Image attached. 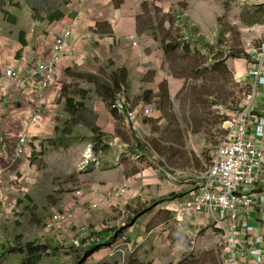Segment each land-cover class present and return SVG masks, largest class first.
<instances>
[{
  "label": "rangeland",
  "instance_id": "obj_1",
  "mask_svg": "<svg viewBox=\"0 0 264 264\" xmlns=\"http://www.w3.org/2000/svg\"><path fill=\"white\" fill-rule=\"evenodd\" d=\"M74 1L0 0V35L18 33L33 23L44 28L51 24L49 17L67 13ZM160 1L169 13L161 12L163 6L144 4L141 22L152 17L153 37L161 47L164 42L171 44L165 52L166 71L184 81L178 90H171L178 91L175 95L158 103L162 117L154 121L151 111L139 110L143 132L131 130L124 137L129 142L165 143L168 173L176 177L175 172H184L187 184L175 195L137 196L129 201L128 209L118 211V253H133L124 264H226L221 229L206 216L180 211L203 183L215 149L226 135L224 122L250 101L253 83L248 72L255 64L253 54L264 44V0ZM13 18L18 24H12ZM212 64H223L225 70L219 67L213 74L205 69ZM68 93L76 98L75 84ZM124 96L135 108L134 101ZM65 120L64 115L58 116L55 135L31 140L29 160L36 167L31 176L37 183H26L29 193L17 198L10 219L1 216L0 264H29L30 246L41 259L39 264H116L106 259L103 245L85 260L86 246L73 250L65 240L56 241L59 235L46 231L54 215L80 203L74 196L82 187L77 172L88 167L83 159L88 140L60 139L67 133ZM73 142L74 147L66 146ZM170 205L180 207L176 213L164 210Z\"/></svg>",
  "mask_w": 264,
  "mask_h": 264
},
{
  "label": "crops",
  "instance_id": "obj_2",
  "mask_svg": "<svg viewBox=\"0 0 264 264\" xmlns=\"http://www.w3.org/2000/svg\"><path fill=\"white\" fill-rule=\"evenodd\" d=\"M144 4L163 6L161 12L169 13L160 0H76L60 21L44 28L39 23H33L32 27L22 28L18 33L0 35V78L6 64L13 62L21 70V78L25 79L31 68L49 59L54 39L65 30H70L71 37L66 42V52L58 67L56 84L48 91L46 107L39 110L40 125L29 129V136L37 142L55 135L58 116L64 115L68 130L61 140L78 142L85 137L87 147L103 151L97 163H90L83 173L77 172L82 184L77 191L83 193V197L79 198L80 204L72 207L77 208V220L70 233L56 241L63 239L75 250L72 246L74 240L84 242L88 237L98 236L106 247V259L116 264L119 256L122 259L120 264H124L125 259L133 255L131 251L126 255L118 253V235H115L120 224L118 211L128 209L129 201L137 196L175 195L181 193L187 184L184 172H175L176 177L168 173L166 144L155 140L148 143L129 142L124 136L133 129L125 115L118 114L113 108L117 79L114 81L112 76L117 77L120 70L127 74L126 98L134 101L133 107L151 111L154 121L162 117L158 109L160 100H169L178 92L171 90H178L184 81L166 71L167 54L153 37L152 17L147 23L141 22ZM147 14L151 16L150 11ZM74 84L76 98L68 93ZM144 94L147 102L143 100ZM32 99L30 92L21 95L8 92V97L0 105V132L8 129L18 132L22 128L19 116L22 111L31 110L34 106ZM66 100L72 101L74 111H77L78 121L75 124L66 114ZM75 142L66 146L74 147ZM14 144V140L9 142L10 152ZM14 170L21 171L27 184L37 183L31 176L36 167L30 160H21ZM9 177L11 174H4L5 183L9 182ZM123 187L127 192L121 200L104 204L95 211L90 209L106 192ZM179 207L170 205L164 210L176 213ZM1 216L12 217L0 214V220ZM132 239L129 238L130 241ZM245 259L252 261L247 254Z\"/></svg>",
  "mask_w": 264,
  "mask_h": 264
},
{
  "label": "built area",
  "instance_id": "obj_3",
  "mask_svg": "<svg viewBox=\"0 0 264 264\" xmlns=\"http://www.w3.org/2000/svg\"><path fill=\"white\" fill-rule=\"evenodd\" d=\"M70 37V30L56 37L49 59L31 68L25 79L13 62L6 64L0 78V105L8 92L14 95L30 92L34 105L20 114L18 121L22 128L18 132L10 129L0 132V214L5 217L13 216L17 198L22 199L29 193L21 171L14 169L21 160L31 158L29 129L40 125L39 110L46 107L48 91L56 84L58 67ZM253 56L255 64L248 72L253 83L250 101L224 122L226 135L215 149L203 183L191 195V202L180 211L204 215L221 229L226 264H264V44ZM113 108L125 115L134 131L143 132L140 108L132 109L123 92L117 93ZM11 140L15 141L12 152ZM102 154L101 149L87 147L83 153L85 164L97 163ZM8 173L11 177L5 183L4 174ZM126 192L124 187L112 189L99 197L90 209L95 211L104 204L119 201ZM76 197L82 198L83 193L77 191ZM76 214L77 208H72L54 215L47 222L46 231L60 237L68 235L77 220ZM100 244L102 240L98 236L72 242L77 251ZM246 254L252 261L245 259Z\"/></svg>",
  "mask_w": 264,
  "mask_h": 264
},
{
  "label": "trees",
  "instance_id": "obj_4",
  "mask_svg": "<svg viewBox=\"0 0 264 264\" xmlns=\"http://www.w3.org/2000/svg\"><path fill=\"white\" fill-rule=\"evenodd\" d=\"M261 10H264V6L261 7ZM7 16L10 17V15L7 13ZM65 17L64 13H57L56 15H53L51 17H49V22L54 23L56 21H60ZM13 24H17L18 21L16 19H12ZM23 43V41H22ZM165 42L163 43V47L165 49V52L168 53L170 51L171 48V44H165ZM185 50L188 48L187 45L184 46ZM174 49V48H173ZM221 67L223 70H225V67L223 66V64H212L211 67L209 68H205L206 70H210V72H212L213 74L216 73L218 70V68ZM113 80L116 81L117 79V93L118 92H124L127 93L128 91V82H127V74L124 70H120L117 72V77L116 75L112 76ZM114 90H115V86H114ZM143 100L145 102H147V96L146 94L143 95ZM79 107V105H76ZM65 111L66 114L69 116L70 118V122L72 124H75L78 121V116L76 115L77 111H74V106H73V102L70 100H66L65 102ZM66 130H68V128L65 127ZM58 132V130H56ZM66 132V131H65ZM65 134V133H63ZM21 204V203H20ZM100 246H102V244L98 245V246H94V247H87L85 250V254H84V259L87 260L91 255H93L99 248ZM30 250V254L31 257L28 259V263L29 264H39L41 259L39 257H36L35 253L36 250L34 249L33 246L29 247Z\"/></svg>",
  "mask_w": 264,
  "mask_h": 264
}]
</instances>
